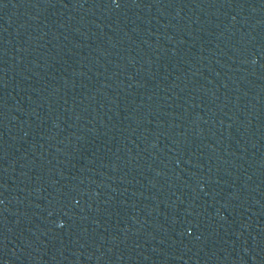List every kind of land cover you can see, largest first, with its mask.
Wrapping results in <instances>:
<instances>
[{"label": "water", "instance_id": "1", "mask_svg": "<svg viewBox=\"0 0 264 264\" xmlns=\"http://www.w3.org/2000/svg\"><path fill=\"white\" fill-rule=\"evenodd\" d=\"M0 264H264V0H0Z\"/></svg>", "mask_w": 264, "mask_h": 264}]
</instances>
